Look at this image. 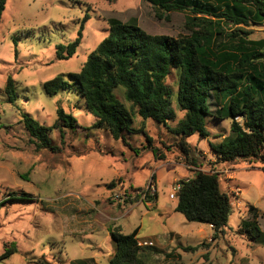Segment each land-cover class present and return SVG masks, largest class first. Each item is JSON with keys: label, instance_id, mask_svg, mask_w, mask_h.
I'll return each instance as SVG.
<instances>
[{"label": "rangeland", "instance_id": "374dc122", "mask_svg": "<svg viewBox=\"0 0 264 264\" xmlns=\"http://www.w3.org/2000/svg\"><path fill=\"white\" fill-rule=\"evenodd\" d=\"M193 15L189 9L165 12L151 0H7L0 19V202L6 201L0 207V255L11 247L16 251L0 264H71L78 259L109 264L115 252L109 228L136 231L143 252L150 253L146 264H264V244L251 240L243 226L252 218L249 207L255 206L264 231L263 166L218 160L210 143L231 135L232 119L211 116L207 138L198 133L187 138L197 150L195 164H187L175 146L180 137L171 131L185 114L177 103V69L165 80L172 89L175 119L167 125L144 121L135 111L133 125L144 131L126 133L127 144L94 126L96 117L76 90L49 95L44 87L58 75L72 82L69 75L79 72L108 36L112 18L136 23L153 35L179 38L190 34L187 22ZM86 16L77 52L57 59L56 46L74 41ZM222 26L226 33L243 29L250 32L249 39H264V19ZM9 75L15 81L14 104L5 94ZM115 94L131 108L121 87ZM209 103L214 114L218 105L213 96ZM59 108L79 127L58 124ZM23 113L52 128L49 138L58 150L37 148ZM152 146L165 158L157 160ZM197 171L216 172L231 198L228 224L216 237L210 225L188 221L173 209L177 193L172 198V188ZM112 181L116 184L110 187Z\"/></svg>", "mask_w": 264, "mask_h": 264}, {"label": "trees", "instance_id": "16d2710c", "mask_svg": "<svg viewBox=\"0 0 264 264\" xmlns=\"http://www.w3.org/2000/svg\"><path fill=\"white\" fill-rule=\"evenodd\" d=\"M165 12L189 9L193 16L188 18L192 28L187 36L174 38L153 35L136 23L109 20L110 31L88 56L79 72L71 73L72 82L62 75L55 76L44 85L49 95L61 90H76L84 99L86 109L96 117L95 127L106 128L116 140L127 144L126 133H140L144 129L134 127V113L145 121L152 119L168 124L175 119L171 107L172 89L165 80L172 69L179 72L177 103L185 112L178 124L171 128L179 136L175 146L187 164H195L196 151L187 141L198 133L207 138V118L217 120L231 118V135L220 143H210L212 152L221 162L237 159L260 163L264 169V39H249L250 32L237 29L226 33L223 23L248 26L250 21L264 19V0H151ZM7 0H0V19ZM86 16L74 41L56 46L59 60L72 57L82 43ZM225 35V41L219 37ZM123 89L124 99L131 104L128 108L115 94ZM7 101L16 102L14 78L6 80ZM213 96L218 107L213 114L209 99ZM242 118L243 123L237 121ZM24 126L37 148L53 151L58 147L51 144L46 127L27 113L22 114ZM76 129L77 120L62 108L58 109V124ZM55 124L53 127H56ZM62 132V130H61ZM149 138V137H148ZM169 149V148H168ZM157 160L165 153L152 146ZM156 176H152L155 180ZM112 181L109 186H115ZM177 192L176 212L188 221L210 225L214 237L224 231L232 212L229 194L220 186L216 172L197 171L189 179L180 180ZM6 201L0 202V207ZM251 219L243 222L245 233L256 242L264 244V231L258 224L260 209L250 206ZM115 246L109 264H146L149 254L143 252L136 231L124 234L109 228ZM191 250L196 247H188ZM16 251L8 248L0 260ZM71 264H88L83 259Z\"/></svg>", "mask_w": 264, "mask_h": 264}, {"label": "built area", "instance_id": "2783aa9c", "mask_svg": "<svg viewBox=\"0 0 264 264\" xmlns=\"http://www.w3.org/2000/svg\"><path fill=\"white\" fill-rule=\"evenodd\" d=\"M153 186H151L152 188ZM173 192L171 194V197L174 198L175 197V193H177L180 189V184H176L173 188ZM146 245H152V242H146Z\"/></svg>", "mask_w": 264, "mask_h": 264}, {"label": "crops", "instance_id": "0c3cea01", "mask_svg": "<svg viewBox=\"0 0 264 264\" xmlns=\"http://www.w3.org/2000/svg\"><path fill=\"white\" fill-rule=\"evenodd\" d=\"M158 180H159V179H158ZM158 180H157V181H158ZM175 207H176V204L173 206V209H174V210H175Z\"/></svg>", "mask_w": 264, "mask_h": 264}]
</instances>
